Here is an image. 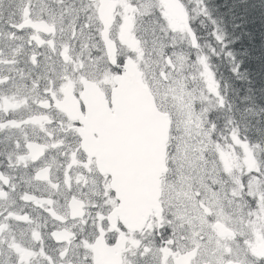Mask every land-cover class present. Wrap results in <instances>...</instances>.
Returning <instances> with one entry per match:
<instances>
[{
    "label": "snow or ice",
    "instance_id": "1",
    "mask_svg": "<svg viewBox=\"0 0 264 264\" xmlns=\"http://www.w3.org/2000/svg\"><path fill=\"white\" fill-rule=\"evenodd\" d=\"M0 264H264V0H0Z\"/></svg>",
    "mask_w": 264,
    "mask_h": 264
}]
</instances>
